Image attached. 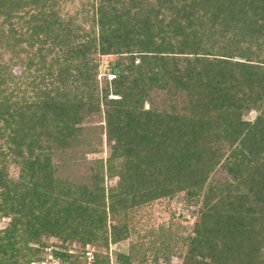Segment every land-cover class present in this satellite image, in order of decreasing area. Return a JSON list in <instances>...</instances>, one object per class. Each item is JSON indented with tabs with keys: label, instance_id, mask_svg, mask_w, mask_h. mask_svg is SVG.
Wrapping results in <instances>:
<instances>
[{
	"label": "trees",
	"instance_id": "1",
	"mask_svg": "<svg viewBox=\"0 0 264 264\" xmlns=\"http://www.w3.org/2000/svg\"><path fill=\"white\" fill-rule=\"evenodd\" d=\"M66 3L0 0V264H264V0ZM175 197L192 227L135 230Z\"/></svg>",
	"mask_w": 264,
	"mask_h": 264
},
{
	"label": "rangeland",
	"instance_id": "2",
	"mask_svg": "<svg viewBox=\"0 0 264 264\" xmlns=\"http://www.w3.org/2000/svg\"><path fill=\"white\" fill-rule=\"evenodd\" d=\"M82 1L86 0H67L66 6L69 10L75 11L76 9H79L82 7ZM99 55V54H98ZM100 59H103L102 55H99ZM107 56V55H106ZM109 60L117 59L118 56L116 55H108ZM16 71H20L19 67L15 68ZM146 107H149V103L146 104ZM256 116V112H251L250 115H248L246 118L253 119ZM108 156V145L105 142L104 146L102 148L101 152H95V153H88L87 154V160L90 164L94 159L96 158H107ZM87 164V165H89ZM117 179H107V184L109 186L115 185ZM196 220V207H186L183 202V198L175 197L173 199H162L159 201H156L155 203L147 206L143 210H141L136 218L134 219L132 225L134 224L135 230L144 232L149 227L159 225H165L166 227L169 225L174 224L173 229H176V226L183 225V227H192L193 223ZM8 222V219H2L0 220V228H3ZM185 230V229H184ZM181 234V233H180ZM44 241L48 243V246L46 248L47 253H51L53 249H61L59 246L62 245V242L58 241L57 239L51 237V238H44ZM131 239L123 240L117 244H111L109 249V255L111 257V260H113V264H117L116 254L115 252L121 251L126 252L130 246ZM68 250L75 254L80 256V264H88L90 261L88 258H85L83 255L84 249L81 246L80 243L73 244L71 246H68ZM87 250L92 251L94 254L95 250H102L104 252H107V250H103L102 248L97 249L93 246H90L87 248ZM50 257V256H49ZM148 260L146 264H156V262L153 260V256H148ZM61 262V261H60ZM62 263V262H61ZM134 264H139V262H136ZM158 264H183V259L179 255L173 256L169 261H166L164 258L160 257Z\"/></svg>",
	"mask_w": 264,
	"mask_h": 264
},
{
	"label": "built area",
	"instance_id": "3",
	"mask_svg": "<svg viewBox=\"0 0 264 264\" xmlns=\"http://www.w3.org/2000/svg\"><path fill=\"white\" fill-rule=\"evenodd\" d=\"M109 58L108 55H104L103 59L101 60V65H100V79L102 80L104 77H107L109 80H113L116 78L117 73L116 72H111V65L114 62V59L109 60L106 59ZM136 63H139V60H136ZM112 97H117L116 95H112ZM87 258L90 260L88 264H95L94 261V254L92 251L87 250L86 252ZM31 264H61L60 260L55 258L54 256L50 255L49 258L43 260V261H33ZM111 264H113V260H111Z\"/></svg>",
	"mask_w": 264,
	"mask_h": 264
}]
</instances>
